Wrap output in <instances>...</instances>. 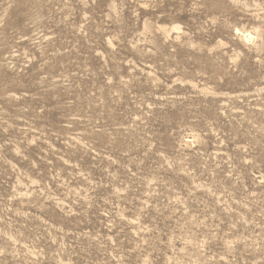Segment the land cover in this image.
I'll return each mask as SVG.
<instances>
[{
    "label": "rangeland",
    "instance_id": "rangeland-1",
    "mask_svg": "<svg viewBox=\"0 0 264 264\" xmlns=\"http://www.w3.org/2000/svg\"><path fill=\"white\" fill-rule=\"evenodd\" d=\"M0 264H264V0H0Z\"/></svg>",
    "mask_w": 264,
    "mask_h": 264
}]
</instances>
